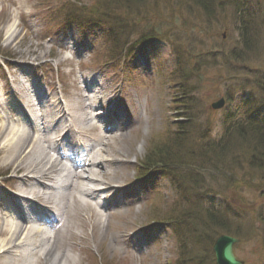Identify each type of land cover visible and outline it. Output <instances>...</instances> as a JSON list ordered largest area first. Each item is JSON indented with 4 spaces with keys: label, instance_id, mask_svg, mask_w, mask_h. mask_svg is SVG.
<instances>
[{
    "label": "trees",
    "instance_id": "obj_1",
    "mask_svg": "<svg viewBox=\"0 0 264 264\" xmlns=\"http://www.w3.org/2000/svg\"><path fill=\"white\" fill-rule=\"evenodd\" d=\"M58 10L68 22L101 29L108 56H126L134 38L150 43L159 37L174 45L178 63L168 76L183 120L151 139L142 164L165 169L175 199L154 216L173 223L177 264H214L211 247L220 233L261 242L264 264L263 107L252 102L247 111L229 109L220 139L214 140L216 112L193 84L207 68L219 67L232 77V62L241 66L256 58L264 43V0H93L84 6L66 2ZM219 16L235 33L225 65L217 52L226 40L213 35L216 25L211 30L214 17L222 24ZM260 67L242 71L254 78L250 85L264 88ZM248 190L255 199L247 198Z\"/></svg>",
    "mask_w": 264,
    "mask_h": 264
},
{
    "label": "rangeland",
    "instance_id": "obj_2",
    "mask_svg": "<svg viewBox=\"0 0 264 264\" xmlns=\"http://www.w3.org/2000/svg\"><path fill=\"white\" fill-rule=\"evenodd\" d=\"M42 1L44 0H11L5 11L0 9V52L8 56L6 59L8 64L3 63L0 68V100L6 102L4 106L7 110L18 112L17 102L19 100L22 103V96L15 92L18 90L17 83H20V79L24 80V75L28 80L32 78V74L20 75L23 73L20 71L23 70L26 73L28 71L35 73L33 78L40 82L43 91L47 90L49 95L56 94V98H61L65 102L68 99L74 107L83 104L78 87L74 85L78 81L81 85L80 90L85 86H91L93 96L91 100L96 101L94 108L92 107L95 113L104 115L105 108L111 106L113 115L117 117L116 108H119V105L125 108L123 114L124 116L126 113L125 122L118 125V129L115 130L117 135L111 132L109 134L117 138V148L121 151L122 157L126 158L125 163L116 168L115 172L119 179L122 178V183L134 182L128 185L125 201L121 203L116 200L113 192L101 190L100 199L108 204L109 212L113 214H104L103 223L97 225L95 231L88 225L85 239L81 241L82 237L73 242L74 245L84 247L85 264H168V260L176 255L175 241L172 237H167L169 234L164 231L162 225H151L153 213L151 206L156 201L155 193L158 189L151 186L153 183L150 181L136 180L134 166L145 154L150 138L162 132L176 117L175 105L171 99L172 86L166 82V74L168 75V71L175 63L170 54L171 48L161 41L156 44L154 54L149 51L141 52L138 55L139 65L135 70H129L131 59L122 68H112L109 63L96 65L93 57L99 42L98 32L88 30L89 32L83 34L78 26H54L49 29L53 19L47 6L41 5ZM10 26H14L15 29L12 36L8 34ZM228 31L229 28L228 30L221 28L220 35ZM157 47L159 56L155 55ZM263 47L264 43L261 44V55L252 58L249 65L255 66L254 61L259 64L264 60ZM0 59L4 61L1 55ZM15 61L19 65H15ZM158 61L162 62V67L166 69L164 75L162 73L158 76L153 73ZM16 69L18 75L14 73ZM137 74L141 77L138 78ZM223 74L227 77V73ZM95 77L101 79L104 84L96 86ZM27 79L25 86L31 88ZM236 81L238 82L239 78H236ZM33 88L36 89L38 86ZM223 89L221 86L220 90ZM221 94L222 92L213 98H219ZM31 95H35V92ZM110 97L112 98L105 106L100 105ZM23 108L25 116L26 114L28 116L27 108ZM75 110L79 116H82V112L93 111L91 109L82 111L77 108ZM128 119L130 121L126 122ZM103 121L101 123L103 129L107 122L116 123L110 113H107ZM4 171L13 173L12 166L6 165L0 155V173ZM99 183L100 186L103 185ZM10 187L12 188L9 179L0 178V190L8 193ZM165 189H163L165 192H171L170 189ZM246 194L249 197L254 196L249 190ZM166 208L168 207L161 205L156 213H162ZM66 219H69L68 215ZM96 220L97 218L93 217V221ZM105 223L107 224L98 234V229ZM259 247L260 243L256 242L241 243L239 256H247L252 262L258 263L262 258L258 253ZM68 251L71 252L70 247ZM78 253L79 251L74 256ZM0 264H4L1 257Z\"/></svg>",
    "mask_w": 264,
    "mask_h": 264
},
{
    "label": "bare ground",
    "instance_id": "obj_3",
    "mask_svg": "<svg viewBox=\"0 0 264 264\" xmlns=\"http://www.w3.org/2000/svg\"><path fill=\"white\" fill-rule=\"evenodd\" d=\"M14 33L10 26L8 34ZM94 81L100 85L99 79ZM75 86L83 101L78 107L45 91L26 93L20 83L15 91L22 96L18 112L7 110L6 102L0 100V153L4 163L13 166L14 188L21 191L14 195L24 199L17 201L0 190V257L4 264H85L84 247L73 241L85 239L88 225L95 231L104 221L106 204L99 200L101 188L95 185L103 182V188H111L122 183L115 172L123 158L117 138L111 135H117L114 126L107 122L103 129L100 125L107 114H92L96 101H91V86L82 90L78 83ZM75 108L93 111L79 116ZM121 189L125 190L124 182Z\"/></svg>",
    "mask_w": 264,
    "mask_h": 264
},
{
    "label": "water",
    "instance_id": "obj_4",
    "mask_svg": "<svg viewBox=\"0 0 264 264\" xmlns=\"http://www.w3.org/2000/svg\"><path fill=\"white\" fill-rule=\"evenodd\" d=\"M223 103L224 100H221L215 105L221 106ZM237 241L238 239L228 235H222L216 240L214 251L216 253L218 264H241L233 254V244Z\"/></svg>",
    "mask_w": 264,
    "mask_h": 264
}]
</instances>
